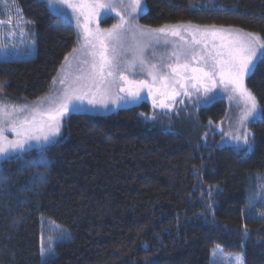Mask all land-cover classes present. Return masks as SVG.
I'll return each instance as SVG.
<instances>
[{"label": "trees", "instance_id": "obj_1", "mask_svg": "<svg viewBox=\"0 0 264 264\" xmlns=\"http://www.w3.org/2000/svg\"><path fill=\"white\" fill-rule=\"evenodd\" d=\"M15 1L31 24L35 51L0 59V97L20 104L49 93L77 33L46 0ZM143 1V26L184 21L264 34V0ZM246 86L264 110V59ZM226 107L216 99L194 115L167 109L155 117L142 100L108 113L67 115L47 148L48 167L24 166L14 156L0 164V264H42L46 221L70 237L54 244L46 264H211L216 244L242 253L244 264H264V200L252 203L264 179V113L250 125L253 147L246 153L217 145L210 125ZM38 155L34 149L25 159Z\"/></svg>", "mask_w": 264, "mask_h": 264}, {"label": "snow or ice", "instance_id": "obj_2", "mask_svg": "<svg viewBox=\"0 0 264 264\" xmlns=\"http://www.w3.org/2000/svg\"><path fill=\"white\" fill-rule=\"evenodd\" d=\"M61 5L71 8L76 15L77 27L80 28V17H84L83 28V48L85 56L90 59L82 61L81 75L76 78L75 87L66 85V81L61 79L59 83L65 85L63 90L56 98L53 105L48 102V107L43 105L23 106L13 105L9 108L3 101H0V164L4 160L15 157L22 160L24 166L29 164L37 167H48L50 161L46 157L48 146L54 144L56 138L61 135L62 120L71 113L84 111L83 101L86 95L91 93V88H95L101 93L98 100L94 93L88 100L89 105H101L108 107V101L112 104L123 102L124 105L130 102L138 103L143 99L141 90L147 88L150 95L157 79L163 83L161 88L156 89V93L161 96L159 107L165 110L172 107L171 103L177 96L183 94L191 97V88L199 92L203 88V97L197 98V103L203 106L210 105L216 96L213 90L217 87V82L223 86L224 92L228 94L229 100L240 99L245 105V110L240 118L239 124L243 126L250 116L264 113L259 109L254 93L246 86V78H250L254 73L257 63L264 59V34L250 32L236 26H196L190 22L188 24H178L174 26L163 25L159 28H149L140 26L133 22V14L142 8V0H120L121 6L125 11H129V19L125 20L121 16V23L113 25L111 31L101 30L98 26L93 28L89 25L95 21L101 9H112L115 7L107 0H57ZM85 5H88L87 11ZM60 14H63L61 11ZM127 25V28H125ZM138 31L141 36H146L150 41L161 43L167 46L172 43L167 39L179 37L183 43H176L171 57L174 63L162 64L161 69H157L156 64H149L144 59L145 46H139L133 49L131 59H123L128 51L124 47V41L129 32ZM183 33H187L191 39L185 38ZM7 45L0 44V49ZM76 51V49H73ZM67 58V57H66ZM167 68L168 72L162 69ZM128 73L132 76H141L147 73L153 83L150 84L145 79H130ZM55 79V78H54ZM174 85H179L183 93L176 90L175 87L169 88L168 81ZM5 85L0 83V92ZM117 89L112 95V89ZM88 89V92L81 91ZM183 103V101H181ZM153 105H157L155 96ZM155 119V118H153ZM171 130V128L169 129ZM6 131L15 135V139H8L4 134ZM233 139L239 141L241 137L236 135ZM35 142V144H33ZM244 151L250 152L253 144L249 142L246 136L243 138ZM33 147L38 149L39 155L36 159L29 161L25 159V154ZM2 172V167H0ZM36 179L42 184L46 182V176L43 173H37ZM3 183V176L0 175V184ZM211 187L209 194H211ZM208 208H211L209 203ZM245 240L248 232H244ZM67 236L65 230H61L58 237L64 241ZM42 264H46L47 259L54 255L53 241L43 244L40 250ZM235 264H244L242 254L235 256Z\"/></svg>", "mask_w": 264, "mask_h": 264}, {"label": "rangeland", "instance_id": "obj_3", "mask_svg": "<svg viewBox=\"0 0 264 264\" xmlns=\"http://www.w3.org/2000/svg\"><path fill=\"white\" fill-rule=\"evenodd\" d=\"M46 2L53 11L58 13L62 11L63 14L61 15H63L73 23L77 33V43L73 48L76 49V51L72 50L66 56L67 58L65 57L61 67L59 68L55 76V79L52 82V86L48 94L34 101L20 103V104L9 103L7 99L0 97V101H3V103L6 104L9 108H11L13 105L23 106L25 104L29 106L43 105L44 107H48L49 101H51L54 105L57 102L56 101L57 96L65 87V85H61L59 81L61 79H64L66 81V85H72L73 87H75L76 78L81 75V69L82 67H84L82 65V61L85 59H90V57L85 56L84 54L85 49L82 47L84 44L83 28H82V25L84 23V17L83 16L80 17L81 27L78 28L77 20H76V15H78V13L74 14L71 8H68L66 5L59 4L57 0H46ZM107 2H111L114 5L115 11H113L112 9H101L99 15L95 18V21L89 25L90 27L95 28L98 26L101 30L111 31L113 25H117L121 23V19H120L121 16H124L125 20L129 19L130 9L129 11H125L124 8L121 6L120 0H107ZM124 2L127 3V0H124ZM208 2L212 3L211 5H213L215 4L216 0H208ZM203 4H205V2ZM87 8L88 5H85L86 11ZM144 8L145 5H144V1L142 0V8L138 9L137 12L133 14L132 17L133 22L140 26L143 25H141L138 22V17L144 11ZM188 23L189 22L181 21L179 23L178 22L168 23L164 25L174 26L178 24H188ZM161 26L149 27V28L155 29ZM196 26H200V25H196ZM125 28H127V25H125ZM182 35H184L185 38L188 40L191 39V37L187 33L182 32ZM167 39L172 43H169L167 46H165L163 44V37L161 38V43L157 44L155 41H150L146 36H141L138 31H136L135 33L129 32L124 41V47L128 49V51L124 55L123 59L125 60L131 59L133 55V49L139 46L147 45L144 51V59L149 64H156L157 69L160 70L162 64L175 62L174 58L171 57V52L174 50L176 43H183V41H181L179 37H171L170 34L167 37ZM0 44L7 45L6 48L0 49L1 60L22 59V58L30 57L34 54L35 43L32 37L31 24L28 20H26L22 16L20 9L17 6L15 0H0ZM162 71L168 72L169 70L167 68H163ZM128 75L130 79H145L150 84L153 83L151 77L148 76L147 73L141 76H132L130 73H128ZM162 83L163 82L161 80L159 79L156 80L155 86L152 89L154 95H150L149 90L147 88L141 90V96L143 97L142 100H146L147 102L150 103L153 111L155 112V117H157L158 115L163 116L165 114H168L166 113V110L160 108L158 104L156 106L153 105L154 96L156 100L161 98V96L156 93V89L161 88ZM168 84H169V88L167 90H171L172 87H175L177 91L183 93V90L179 88V85L172 84L170 80L168 81ZM81 91L88 92V89H81ZM116 91L117 89L113 88L111 94L114 95ZM161 91H165V89L161 88ZM189 91L192 92L191 97H187L181 94L180 96H177L174 101L171 102L167 101L168 103L172 104V107L169 108L168 110L170 113L176 115L183 113L185 115H192V114L194 115L196 113L198 107L202 105V103L200 104L197 103V98L203 97L204 95L203 88L201 87L199 92H196V90L192 89L191 85H189ZM102 92H103V88H101L100 92H97L95 88H91V93H94L96 99L98 100L101 98ZM91 93L89 95H86L83 101V106L85 109L84 111L87 112L108 113L111 111H115L122 106L137 104L133 102H130L127 105H124L123 102H120L118 104H112L111 100H109L107 108H104L99 104L93 106L88 104V100L92 98ZM213 93L215 94L216 99H223L227 105L226 112L223 118L219 122L210 125L211 130L215 131L219 135L218 137L219 140L217 145L221 146V145L230 144L234 146L235 149L244 151L243 138L247 136L249 138V142L252 143V129L250 125L254 120L260 117L261 113L250 116L248 120L245 122V124L241 126L239 124V121L245 110V105L243 101L240 99H233L230 101L228 98V94L224 92L223 86L220 85L219 82H217V87L213 90ZM142 100H140L139 102H141ZM181 101H183V103H181ZM65 118L62 120V127ZM4 134L8 137V139L16 138L15 135L10 133L9 131H6ZM236 135H239L241 137L239 141L233 139V137ZM33 144H35V142H33ZM34 149L37 150L36 147H33L31 150ZM257 190L259 191L256 193L255 196H253L252 203L258 201L259 199L264 200V179H262V183L261 185H259ZM61 230L64 229L59 226H56L50 221L44 222L41 247H42V243L46 244L49 242L50 239L53 241V247H54V244L57 241H59L58 237L61 234ZM240 254L242 253L227 252L223 249L222 246L216 244L211 251V264H235V256Z\"/></svg>", "mask_w": 264, "mask_h": 264}, {"label": "water", "instance_id": "obj_4", "mask_svg": "<svg viewBox=\"0 0 264 264\" xmlns=\"http://www.w3.org/2000/svg\"><path fill=\"white\" fill-rule=\"evenodd\" d=\"M160 99H161V98H160ZM160 99L157 100V104H158V105H159V100H160ZM170 102H171V101H170Z\"/></svg>", "mask_w": 264, "mask_h": 264}, {"label": "flooded vegetation", "instance_id": "obj_5", "mask_svg": "<svg viewBox=\"0 0 264 264\" xmlns=\"http://www.w3.org/2000/svg\"><path fill=\"white\" fill-rule=\"evenodd\" d=\"M167 102V101H166Z\"/></svg>", "mask_w": 264, "mask_h": 264}]
</instances>
